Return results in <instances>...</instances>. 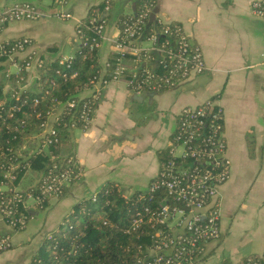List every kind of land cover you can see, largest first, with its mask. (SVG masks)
Returning <instances> with one entry per match:
<instances>
[{"label": "crops", "instance_id": "0c3cea01", "mask_svg": "<svg viewBox=\"0 0 264 264\" xmlns=\"http://www.w3.org/2000/svg\"><path fill=\"white\" fill-rule=\"evenodd\" d=\"M18 1L24 0H0V8ZM27 1L50 12L57 9L50 0ZM102 1L66 0L62 8L81 18ZM109 2L103 13L104 38L97 49L101 66L111 52L109 38L117 32L119 16L133 11L136 0ZM251 2L155 1L151 20L179 23L201 47L206 69L161 91L135 92L124 80H110L101 89L90 125L70 129L60 148L76 154L83 175L46 208L32 209L24 229L15 231L0 222V229L8 232L12 242V247L0 252V264H30L44 237L60 225L74 203L92 196L103 183L145 189L166 156L178 111L208 97H215L223 108L230 175L219 188L220 237L204 244L196 264H236L247 256H264V18L252 12ZM75 21L53 16L10 21L0 31V42L30 36L33 64L39 57L69 55L78 43ZM5 65L10 70L16 68ZM37 85L34 64L25 88ZM39 174L30 169L19 185L34 183Z\"/></svg>", "mask_w": 264, "mask_h": 264}, {"label": "built area", "instance_id": "2783aa9c", "mask_svg": "<svg viewBox=\"0 0 264 264\" xmlns=\"http://www.w3.org/2000/svg\"><path fill=\"white\" fill-rule=\"evenodd\" d=\"M52 1L56 6H62L66 2ZM155 1L141 0L134 11L126 13L117 32L109 38L111 50L119 54L110 75L105 76L109 65L106 59L100 72L78 87L74 96L63 101L53 99L45 117L38 123L37 130L23 137L19 147L21 151L33 153L46 150L48 161L46 170L34 182L38 186V193L24 191L27 188L0 190V214L11 229H23L28 220L24 213L17 211V202L28 208L23 203L25 198L35 200L37 204L44 198L56 197L63 193L64 187L83 175V168L76 154L55 153L50 148L51 144L60 140L56 124L59 123L62 112L68 114L66 120L62 121L67 129H85L92 121L101 89L110 80H124L127 87L135 92L144 89L160 91L206 69L201 47L193 42L179 23L151 20ZM109 7V0H104L103 10ZM251 10L264 18V0H252ZM43 16L74 18L78 42L89 49H98L104 38L105 19L97 7L92 6L84 17L76 18L72 12L62 7L50 12L27 0L0 8V31L10 21ZM83 26L90 29L91 33H87ZM31 45L33 40L25 35L3 50L8 57L6 62L16 67L15 70H10L7 65L4 69L5 75L15 72L18 77L15 83L18 89L15 92L28 89L25 88L26 80L34 64L39 84V68L45 60L39 57L33 64L35 50L30 49ZM24 52L26 53L20 56ZM125 54L130 55L127 63L124 61ZM72 58L73 53L60 55L59 62L69 65ZM22 69L27 73H19ZM56 71L59 72V69ZM126 71L131 73L130 77L122 78ZM6 85L11 87L9 82ZM84 91H87L86 94H82ZM41 97L43 94L34 97V103H38ZM15 167L16 165L10 169ZM10 169L3 171L0 187L16 178V174ZM229 175L230 159L226 155L223 108L220 102L215 97H208L199 104L182 106L177 113L176 127L171 134L160 170L144 189L149 198L154 197V192H157L154 198L158 199V204L145 206V215L133 219L134 225L145 221L150 222L153 227L158 226L153 244L147 247V254L137 256L133 264H196L204 244L220 237L219 188ZM159 190L162 193H158ZM96 193L97 191L91 196L93 199ZM11 246L9 234L0 236V251ZM236 264H264V258L247 256Z\"/></svg>", "mask_w": 264, "mask_h": 264}, {"label": "trees", "instance_id": "16d2710c", "mask_svg": "<svg viewBox=\"0 0 264 264\" xmlns=\"http://www.w3.org/2000/svg\"><path fill=\"white\" fill-rule=\"evenodd\" d=\"M140 1L136 0L134 10ZM103 5L104 0L94 5L101 10L102 16L105 11ZM125 16L126 13L119 16L118 26ZM83 28L91 33L90 29ZM20 37L0 42V180L4 170L16 165L10 169L16 174L13 184H17L30 169L42 173L46 170L48 161L46 150L33 153L21 151L19 147L23 137L37 130L38 123L45 117L53 99L63 101L74 96L78 87L101 69L97 49H89L78 42L69 65L60 63L59 56L44 58V64L39 68L38 87L15 92L18 89L15 84L18 77L15 72L5 75L8 57L3 50ZM118 55V52L111 50L107 58L109 65L106 77L116 65ZM124 56L127 63L130 55ZM19 73L26 74L27 71L22 69ZM130 75L126 71L122 78H129ZM6 82L11 87H5ZM41 94L43 97L38 103H34L33 98ZM67 115L62 112L61 119L56 124L60 140L50 145L55 153L60 152L62 144L69 137V129L62 125ZM66 189L64 187L63 193ZM124 190L123 186L115 182H105L98 188L95 199L90 196L77 200L60 225L44 237L38 251L31 257L30 264H133L137 256L147 254V247L153 244L158 226L153 227L150 222L145 221L134 225L133 219L145 215V206L158 204V199L154 198L157 192H154V197L149 198L144 189L134 188L129 192ZM24 191L38 193L39 189L37 184L32 183ZM158 193H162V190ZM49 200L44 198L38 202L35 210L43 209L49 204ZM16 208L26 215V220L33 215L31 207L25 208L20 202H17ZM5 234L8 232L4 231L0 236Z\"/></svg>", "mask_w": 264, "mask_h": 264}, {"label": "rangeland", "instance_id": "374dc122", "mask_svg": "<svg viewBox=\"0 0 264 264\" xmlns=\"http://www.w3.org/2000/svg\"><path fill=\"white\" fill-rule=\"evenodd\" d=\"M51 2H52V0H50ZM64 5V4H63ZM63 5L61 6V5H59V6H57V7H63ZM47 11H49V10H47ZM53 17H55V16H53ZM57 18V17H56ZM69 19H71V18H69ZM14 21V20H13ZM105 28V27H104ZM76 130L78 129L77 127L75 128ZM32 145H34V143H31ZM36 145V144H35ZM61 152V151H60ZM62 154H66V153H68L67 151H62L61 152ZM75 154V153H74ZM38 178V177H37ZM34 181V180H33ZM12 182H14V180L13 181H11V180H8L7 181V183H6V185H4V186H1L0 187V190L1 189H6V188H14V189H25V188H27L28 187V185H26V186H23V185H19V183H20V181L17 183V184H13ZM71 183H69V185H70ZM125 192H129V191H131V188H127V189H125L124 190ZM63 194V193H62ZM61 194V195H62ZM60 195V196H61ZM59 195H57L56 196V198L57 197H60ZM53 198H55V196H51V197H49V199L51 200V199H53ZM49 200V201H50ZM23 203L25 204V205H27L26 207H31L30 209H35L36 207H37V204L35 203V200H33V199H31V198H25V200H23ZM44 208H46V206L44 207ZM43 208V209H44ZM38 210H41V209H38ZM29 219V218H28ZM4 220H3V217H2V215L0 214V222H3ZM5 223V222H4ZM6 224V223H5ZM1 228V227H0ZM11 228V227H10ZM24 229V228H23ZM13 230H15V229H13ZM22 230V229H21ZM15 231H17V230H15ZM12 247V246H11ZM4 251V250H3ZM1 252V251H0Z\"/></svg>", "mask_w": 264, "mask_h": 264}, {"label": "water", "instance_id": "95a60500", "mask_svg": "<svg viewBox=\"0 0 264 264\" xmlns=\"http://www.w3.org/2000/svg\"><path fill=\"white\" fill-rule=\"evenodd\" d=\"M0 233H4V231L3 230H0Z\"/></svg>", "mask_w": 264, "mask_h": 264}]
</instances>
